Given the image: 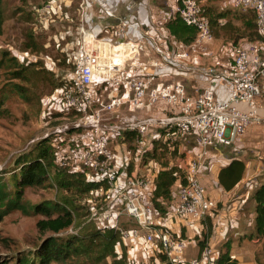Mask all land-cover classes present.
Returning a JSON list of instances; mask_svg holds the SVG:
<instances>
[{
    "label": "built area",
    "instance_id": "built-area-1",
    "mask_svg": "<svg viewBox=\"0 0 264 264\" xmlns=\"http://www.w3.org/2000/svg\"><path fill=\"white\" fill-rule=\"evenodd\" d=\"M71 1L51 0L40 7V14L52 22L55 19L50 17L51 12L60 9L61 4L70 6ZM230 4L234 11L255 14L262 41L238 45L228 63L211 48L215 36L199 0H177L174 9V18L178 16L196 30V37L189 44L177 39L167 23L151 22L140 36L113 39L96 27L90 28L83 19L76 22L73 30V19L63 14L70 23L58 36L63 40L61 50L70 67L62 85L42 100V116L47 121L60 120L45 136L51 139L60 165L76 168L89 179L106 185L85 200L91 219L104 230L119 231L124 239L131 233L134 241L157 244L164 264H216L218 253L207 244L199 257L187 258V239L159 224L161 216L145 190L153 179L148 174H124L111 141L125 131H135V151L142 160L153 148L152 139L161 138L159 134L152 136L154 127L197 133L200 148L187 161L169 214L173 219L187 217L196 223L207 219L217 204L207 196L201 182L203 161L211 147L232 144L259 121L257 99L264 95V0H230ZM104 9L114 15L110 5ZM118 17L117 35L122 36L129 25ZM200 52L212 57V63L203 65L196 61L195 55ZM51 62L48 59V65ZM170 67L199 72L218 82L226 80L230 84L229 95L219 97L213 86L191 94L181 80L167 71ZM100 92L107 93L105 100L99 98ZM97 102L99 106L94 107ZM243 102L248 105L245 110L239 107ZM157 106L164 107L163 116L152 114ZM123 108L126 112L120 119L106 118L107 113ZM71 112H76L74 120L65 116ZM170 147L175 150L173 145ZM152 163L150 160L146 165ZM154 169L152 164V173ZM124 215L134 222L132 227L122 226Z\"/></svg>",
    "mask_w": 264,
    "mask_h": 264
},
{
    "label": "crops",
    "instance_id": "crops-1",
    "mask_svg": "<svg viewBox=\"0 0 264 264\" xmlns=\"http://www.w3.org/2000/svg\"><path fill=\"white\" fill-rule=\"evenodd\" d=\"M82 1L84 5L81 3ZM176 4L177 0H103L102 5L93 4L90 0H77V3L74 4V0H72L70 6L72 5L75 10L73 17H70V14L67 12V8L70 6L63 4H61L60 9L53 10L50 17L55 19L52 21L54 24L59 23L57 27L61 25V29L58 30L59 34L70 23L66 17H63V14H68L69 19H73L74 21L70 23L73 30L76 22L79 23L83 19L90 28L96 27L100 29L102 35L113 39H120L126 35H142L143 28L149 27L151 22H155L156 24L167 23L174 18ZM108 5L113 8L114 15L116 16L105 11L104 7ZM117 16L122 17L129 25L126 34L122 36L117 35V27L120 21L119 17L116 18ZM58 35H55V39L62 46L63 40ZM56 46L60 48L59 45L56 44ZM49 59L52 62L48 66L53 71L59 73L61 67H58L57 62L53 58ZM194 59L203 65L211 64L213 61L212 57L202 55V52L196 54ZM67 63L68 66L64 69V75L70 67V63ZM191 64L195 65L194 62ZM167 71L173 74L174 79L181 80L191 94L201 91L206 86H213L219 97L226 98L229 95L230 84L226 80L218 82L206 78L199 72L180 70L177 67H170ZM99 98L105 100L107 93L100 92ZM257 104L259 121L254 123L245 135L238 137L232 144H217L211 147L203 161L200 169L201 182L205 187L207 196L214 199L217 204L207 219L204 222L196 223L183 218L173 219L170 216L171 208L169 209V207H172L176 202L182 176L171 187V198L165 201L168 208L167 211L162 212L157 210L161 216L160 218H162V222L159 223L160 225L171 229L173 232L187 239L186 256L189 259L199 257L203 248L207 244H210L212 240L215 242L213 248L217 251L218 257L221 252H228L232 260H234V264H259L256 252L258 247L261 246L262 241L255 234L256 200L254 193L264 184V95L258 97ZM97 106H99L98 102L94 107ZM239 107L245 110L248 108V105L243 102L239 103ZM152 111V114L156 117L163 116L166 113L164 107L158 106ZM123 112H126V109L123 108L117 112L107 113L106 118L118 120ZM59 115L55 114L53 116ZM71 115L74 116V119L77 116L76 112H71L65 116L69 118ZM152 132V136L159 134L161 138L152 139L153 148L142 160L137 158L135 151V131H125L121 136L115 137L111 141L114 151H122L126 156L125 161L120 163L122 164L123 173L126 175L132 173L146 175L144 174L145 171H143V165L150 160L154 162V166L156 167L153 171V181L145 189L151 201L156 188L155 180L157 173L162 169L178 167L182 174L186 168L187 161L200 148L197 133L186 134L155 127ZM161 144L163 145L162 147ZM170 145H173L176 150L171 156L168 153L167 157H162V161L168 162L167 165H164L157 154L161 152L160 150H165L166 147L169 151H172ZM235 158L244 161L245 170L240 181L228 190L220 184L219 173L223 167L227 166ZM71 169L79 171L76 168ZM121 224L123 227L129 228L134 225V222L124 215L121 217ZM120 238L121 240L116 244L118 257H121L123 252L128 253L129 250L133 255L131 260L126 256L125 264L165 263L164 256L160 254L157 244L124 239L121 233ZM203 239L205 244L204 247H201L199 241ZM107 260L109 263L111 262L110 256L107 257Z\"/></svg>",
    "mask_w": 264,
    "mask_h": 264
},
{
    "label": "rangeland",
    "instance_id": "rangeland-1",
    "mask_svg": "<svg viewBox=\"0 0 264 264\" xmlns=\"http://www.w3.org/2000/svg\"><path fill=\"white\" fill-rule=\"evenodd\" d=\"M1 1L4 20L0 33V177L3 181L10 182V187L14 190L15 186L11 184L12 175L15 172L19 177L22 163V161H18L35 158L38 143L46 137L45 133L60 122V120L47 121V117L42 116V100L54 92V84L48 78L49 75L39 72L46 70L38 69V67L43 65L47 69L53 70L48 66V59L53 58L61 70L59 73L52 74L55 81L60 82L68 63L63 59L65 56L61 52V44L54 37L59 34L58 30L61 29V25L57 27L59 23L47 22L45 17L43 19L40 14V7L51 0ZM76 3L77 0H74V4ZM212 7L216 9V12L209 13L214 21L212 26L215 45H212V50L214 54L219 53L218 55L222 56L223 62L228 63L231 62L236 47L245 41H250L249 37H243L235 30L243 25V16L251 15L252 17L253 14L249 11L244 13L233 11L230 0H216ZM67 12L70 17L74 16L75 10L72 5L67 8ZM218 15L228 19L229 23L221 27L215 22ZM251 33V41H262L254 29L251 30ZM31 65H36L37 68H28ZM69 120H74V116L71 115ZM157 156L167 157L166 152H160ZM117 157L119 163H123L126 159L122 151L117 152ZM151 165H143V171L153 179ZM64 167L67 170L71 169L69 166ZM50 173L49 179L43 186L25 188L22 197L16 198L18 207L0 212V258H9L13 262H16L18 257L27 256L33 259L45 237L55 235L63 241L73 235L82 236L80 230L83 227L91 229L95 227L84 199L79 200L80 197L77 198L66 192L57 181L54 169ZM68 197L74 198L73 204L66 203ZM65 205L74 210V224L60 233H41L37 222L44 215L40 209L51 207L56 213ZM75 205L78 207L75 208ZM81 206H83V210ZM182 218L193 222L191 218ZM158 221L162 222V218H159ZM128 240H132L131 233ZM88 242L90 241H86L83 245L87 247ZM96 243L93 241V244ZM210 244L214 246L215 242L211 240ZM95 246H89V251L87 250V254L83 255V252L79 254V248L75 252V246L72 245L73 255L50 264H96L94 261L88 263L85 260L90 257V252H92L93 260L95 254L100 253L99 255H101L102 247ZM126 256L129 260L133 258L130 250ZM256 256L258 262L264 264L263 244L258 247ZM110 258L112 260V256Z\"/></svg>",
    "mask_w": 264,
    "mask_h": 264
},
{
    "label": "trees",
    "instance_id": "trees-1",
    "mask_svg": "<svg viewBox=\"0 0 264 264\" xmlns=\"http://www.w3.org/2000/svg\"><path fill=\"white\" fill-rule=\"evenodd\" d=\"M215 1L216 0H199L204 9L205 15H207L211 23V26L212 22L214 21L213 18L209 16V13L216 12V9L212 7ZM1 2L2 1L0 0V33L2 32L4 20L1 10ZM252 14V17L251 15L249 17L243 16V25L235 30L237 34H240L243 37H249L250 41L252 40L251 30L254 29L256 33H258L256 16L253 12ZM220 21H222V23ZM215 22L217 24H220L221 27L226 23H229L228 19L226 20L221 15H218V17L215 18ZM167 26L169 27L172 34H174L177 39L184 43L189 44L194 41L196 37L195 28L187 25L178 16L168 21ZM63 59L66 63L69 61L66 56ZM30 67L37 68L36 65H31L28 68ZM39 68L46 70L39 72H45L47 75H49L48 78L54 84V90L62 85V81H55L52 74L55 73V71L47 69L43 65L39 66L38 69ZM162 146L163 145L161 144V147ZM175 150L169 151V149H167L166 147L165 150L160 151L166 152L167 156L169 153L171 156V154H173ZM36 152L37 154L35 158L30 160L23 159L18 161H22V163L20 166L19 177L15 172L12 175L13 177L11 184L15 186L14 190L11 189L10 182L3 181V179L0 177V212L18 207L16 198L22 197L25 188L31 186H43L49 179L51 174L50 172L53 169L55 172V177H57V181L59 182V184L65 189L66 192H69L70 195L76 196L77 198L80 197L79 200L84 199L85 201L88 196L92 195L93 193H97L101 190L102 187H106L104 183L95 182L89 179L85 172L73 171L72 169H64L66 168L64 166L67 165L62 166L57 162L56 154L54 148L51 145V139L49 137L41 139V141L36 146ZM159 159L161 160L162 157L159 156ZM162 162L164 165L168 164V162ZM244 170L245 163L243 160L239 158L232 159L227 166L223 167L220 170V184L225 189H231L236 185L238 181H240ZM182 175L183 173L181 174V170L178 167L162 169L157 173L155 180L156 188L153 192L152 198L154 206L157 210L162 212H165V210L167 211L168 208L165 201L171 198V187ZM254 198L256 200L255 234L262 241L264 247V184H262L255 191ZM73 201V197H68V201L66 203L73 204ZM76 206L78 207V205H75V208H77ZM81 208L83 210V206H81ZM40 210L44 215V217L37 222L38 229L41 233H60L74 224V210L68 207V205L63 206L58 210L56 209L58 211L56 213L55 210L51 207H43ZM92 224H94L95 226L92 229L89 227L81 228L80 231H82V236L73 235L63 241L55 235H49L45 237L36 250L35 258L33 259L27 256L18 257L16 262H13L9 258H0V264H50L53 261L63 260V258H68L70 255H73L74 249L76 252L79 248V254L83 252V255H86L89 251L88 247L93 245H96L95 247H102V253L101 255H99L100 253L95 254V259L93 260L91 255L92 252H90V257L88 256L89 258L85 259L88 263H92V261H94V263L96 264H102L103 262H105V264H125L126 253L123 252L122 256L118 257V253L116 252V244L121 240L120 233L113 229L103 230V228L99 227L95 222H93ZM86 241H90L88 242L87 247L83 245ZM93 241H96L97 243L93 244ZM199 243L201 247H204V239L199 241ZM72 245L75 246L74 249L71 248ZM109 256H112V260L110 263L105 260ZM234 263V260L231 259L228 252H221L216 262V264ZM259 264L263 263L260 262Z\"/></svg>",
    "mask_w": 264,
    "mask_h": 264
}]
</instances>
